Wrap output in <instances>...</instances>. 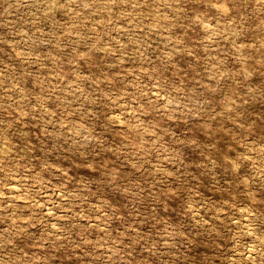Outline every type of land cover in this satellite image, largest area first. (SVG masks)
<instances>
[{"label": "rangeland", "instance_id": "obj_1", "mask_svg": "<svg viewBox=\"0 0 264 264\" xmlns=\"http://www.w3.org/2000/svg\"><path fill=\"white\" fill-rule=\"evenodd\" d=\"M0 264H264V0H0Z\"/></svg>", "mask_w": 264, "mask_h": 264}, {"label": "bare ground", "instance_id": "obj_2", "mask_svg": "<svg viewBox=\"0 0 264 264\" xmlns=\"http://www.w3.org/2000/svg\"><path fill=\"white\" fill-rule=\"evenodd\" d=\"M222 8V7H221Z\"/></svg>", "mask_w": 264, "mask_h": 264}]
</instances>
